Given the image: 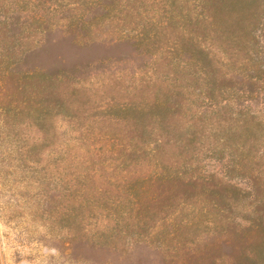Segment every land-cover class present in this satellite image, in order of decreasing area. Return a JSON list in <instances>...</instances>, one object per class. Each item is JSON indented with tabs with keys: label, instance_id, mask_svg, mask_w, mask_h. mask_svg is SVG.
Returning <instances> with one entry per match:
<instances>
[{
	"label": "rangeland",
	"instance_id": "1",
	"mask_svg": "<svg viewBox=\"0 0 264 264\" xmlns=\"http://www.w3.org/2000/svg\"><path fill=\"white\" fill-rule=\"evenodd\" d=\"M203 2L52 1L24 69L53 117L0 118V264H264V0ZM142 26L159 46L121 39ZM199 43L206 76L175 55Z\"/></svg>",
	"mask_w": 264,
	"mask_h": 264
},
{
	"label": "trees",
	"instance_id": "2",
	"mask_svg": "<svg viewBox=\"0 0 264 264\" xmlns=\"http://www.w3.org/2000/svg\"><path fill=\"white\" fill-rule=\"evenodd\" d=\"M52 1L53 0H0V92H3L2 97L0 96V118L1 123H5L6 125L4 127L9 129V133L10 129L19 126L21 120L25 117L35 123L40 130L44 131L47 128L46 123L53 117V114H50L49 106L51 102L48 98L49 95L52 96L50 76L42 72L24 69L25 60L33 48V45H30L31 42L36 38L38 32L47 31L50 28V15L51 12L54 11L50 10ZM99 1L102 3L103 0ZM106 1L111 0H105V2ZM161 1L165 4L168 2V0ZM203 1L204 12L201 15L208 18L210 14L208 12L206 13V11L208 10L207 5L211 0ZM37 4H42L44 8H39ZM70 12H72V10ZM98 14L105 18L107 12L104 9ZM152 24L155 27L151 29L155 28L157 30H161V28L167 25L166 22L160 21L152 22ZM126 34L128 35L121 39L130 40L134 42V44L136 43L142 47H148L150 45L157 47L160 45L159 42L156 41L158 37L157 34L148 31L144 26L141 28H129ZM154 36L155 39H153ZM178 46V44L172 43L170 46L166 47L168 49H176ZM160 50L162 51V48H160ZM192 51V53H189L187 48L183 46V49L180 48L176 52L175 55L180 54L179 58L182 52L189 55L186 61L181 58L179 59L181 67L195 66V64H197V66L200 67L199 73L201 75H209L207 71L211 69L209 67L211 63L209 48L199 43L194 44ZM41 95H45V98H41L40 100ZM44 102L49 103L45 106ZM26 106L27 108H25ZM14 137L15 133L7 139V145L9 147L8 152L11 155L17 154L15 142L12 140L10 141V139ZM73 213L74 212H69L63 213L60 216H55L52 221L61 229L65 230V232L71 233L70 235L74 238L78 231V225L81 226L82 222L78 221ZM48 225L50 226L51 224L48 223ZM93 234L95 237L94 244H100L103 243V241L109 242L113 237L110 235L103 239L102 237L107 235ZM61 243L62 240H59L58 244H54V247L60 249L59 244ZM109 245L111 244H106V246ZM257 259V256H255L256 262H258Z\"/></svg>",
	"mask_w": 264,
	"mask_h": 264
}]
</instances>
